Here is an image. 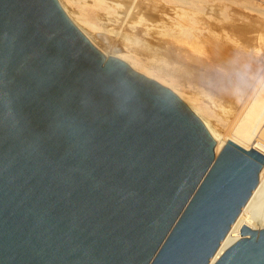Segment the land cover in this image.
<instances>
[{"label": "water", "instance_id": "water-1", "mask_svg": "<svg viewBox=\"0 0 264 264\" xmlns=\"http://www.w3.org/2000/svg\"><path fill=\"white\" fill-rule=\"evenodd\" d=\"M214 145L58 0H0V264H264L244 224L210 262L264 161Z\"/></svg>", "mask_w": 264, "mask_h": 264}, {"label": "bare ground", "instance_id": "bare-ground-1", "mask_svg": "<svg viewBox=\"0 0 264 264\" xmlns=\"http://www.w3.org/2000/svg\"><path fill=\"white\" fill-rule=\"evenodd\" d=\"M58 1L71 21L104 56L121 59L132 70L175 93L203 123L215 143V153L224 143L231 141L264 157V0L136 1L139 10H144L150 19L165 11L170 13L168 22L165 21L167 24L163 22L166 24L163 28L156 30L153 25L146 24L144 29L168 46V55L181 63V70L186 75L185 80L182 79L184 84L176 82L175 76L164 75L170 77L169 80L156 77L141 64L129 62L115 51L108 54L83 28L84 21L74 15L69 9L71 6L68 8L70 2ZM140 18L136 15L133 21H140ZM179 72L183 75L182 71ZM248 117H253L254 123L246 129ZM220 126H227L228 130L224 131ZM257 175L256 186L241 206L210 262L241 236L242 224L252 229L264 227V206L261 204L264 199V161Z\"/></svg>", "mask_w": 264, "mask_h": 264}, {"label": "rangeland", "instance_id": "rangeland-1", "mask_svg": "<svg viewBox=\"0 0 264 264\" xmlns=\"http://www.w3.org/2000/svg\"><path fill=\"white\" fill-rule=\"evenodd\" d=\"M68 1L70 2L68 8L71 6L69 9L74 13V15L78 19H82L84 21V23L82 24L83 28L94 36L96 42L100 43V46H102L105 52L110 54L111 52L115 51L114 53H119L125 60L141 64L145 68V70L153 75H156V77L159 76L163 79L165 78V80H169L171 76H175L174 78H176V82L178 81L182 84L185 83L184 80L186 78V75L183 74V69L181 70V63L176 59L174 60V58H171L166 51L170 48L160 43L157 37H153L151 31L146 32L147 30L144 29L146 24L153 25L152 27L156 30L163 28L164 25L167 24L166 22H168L167 19H169V16H171L169 12V14L167 13V11L162 12L158 17H156L158 18L157 20L153 17L150 19L145 15L144 10V12L142 10H139L138 5H136L137 0H133V2L131 0ZM66 3L68 4V2ZM129 3H132V6ZM136 15L141 16L142 19L140 18V21H133ZM160 17L164 18L159 19ZM163 22H165L166 24ZM176 62H178V64ZM176 66L179 67L177 68L178 70L176 69ZM172 67L175 69V71H173L174 69ZM157 68H160V70H157ZM179 71H182L181 73L183 75H180ZM175 74H177L178 76H176ZM164 75L170 77H165ZM182 76L183 78H181ZM177 77L179 78V80L177 79ZM182 79H184L183 82ZM253 123L254 118L248 117V119H246L245 121V128L247 129L248 127L253 125ZM220 128L224 131L228 130L227 126H220ZM261 204H263L264 206V199Z\"/></svg>", "mask_w": 264, "mask_h": 264}]
</instances>
